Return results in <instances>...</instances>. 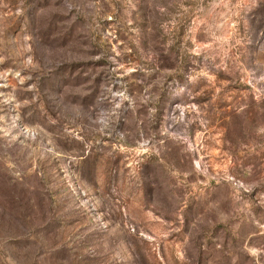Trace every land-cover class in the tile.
Listing matches in <instances>:
<instances>
[{
	"label": "rangeland",
	"instance_id": "rangeland-1",
	"mask_svg": "<svg viewBox=\"0 0 264 264\" xmlns=\"http://www.w3.org/2000/svg\"><path fill=\"white\" fill-rule=\"evenodd\" d=\"M0 264H264V0H0Z\"/></svg>",
	"mask_w": 264,
	"mask_h": 264
}]
</instances>
